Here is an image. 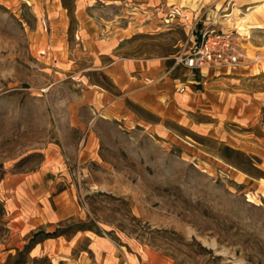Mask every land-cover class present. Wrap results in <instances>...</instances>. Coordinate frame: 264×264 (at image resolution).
<instances>
[{"label":"rangeland","instance_id":"obj_1","mask_svg":"<svg viewBox=\"0 0 264 264\" xmlns=\"http://www.w3.org/2000/svg\"><path fill=\"white\" fill-rule=\"evenodd\" d=\"M204 26L232 31L243 57L200 80L177 59ZM61 34L79 70L103 43L173 79L152 109L86 73L121 105L87 126L82 158L86 132L68 126L63 100L87 87L51 70ZM57 144L71 146L57 186L79 214L68 234L90 230L140 264H264V0H0V264H26L35 241L9 225L4 181Z\"/></svg>","mask_w":264,"mask_h":264},{"label":"crops","instance_id":"obj_2","mask_svg":"<svg viewBox=\"0 0 264 264\" xmlns=\"http://www.w3.org/2000/svg\"><path fill=\"white\" fill-rule=\"evenodd\" d=\"M64 20L63 16L62 21ZM63 36L61 34V38L58 39L60 45L55 46L57 47L55 58L58 63L51 67V70L58 74L69 72L72 79L69 82L87 87L80 96L63 100V105L67 108L65 116L68 126L86 132L85 141L78 152L79 158H82L88 151L91 152L90 147L93 145L87 126L103 119V115L108 117L109 114H120V111H115L120 109L121 105L120 99L115 97L113 99L108 91L92 82L86 73L90 71L102 73L121 94L138 97L139 101L145 97L146 104L151 105L152 109L155 102L159 103L158 99L165 95L162 91L171 87L173 79L165 75L164 62L111 58L113 48L103 43L88 45L86 56L92 58L93 66L83 71L79 70L76 65L71 64V58L68 59L70 64L64 61ZM218 70H212L209 76ZM80 71L81 75H78ZM152 98L157 100L154 101ZM70 149L71 146L68 144L53 145L51 151L45 153L44 162L39 169L31 173L12 175L4 181L2 201L9 225L17 224L20 235L27 237L26 243L35 240L26 264L44 259L48 260V264H140L136 258L128 260L125 257L121 258L111 242L95 237L90 230H75L68 234L67 225L77 221L79 214L68 192L58 191L57 186L69 180L70 165L66 153L71 151Z\"/></svg>","mask_w":264,"mask_h":264},{"label":"built area","instance_id":"obj_3","mask_svg":"<svg viewBox=\"0 0 264 264\" xmlns=\"http://www.w3.org/2000/svg\"><path fill=\"white\" fill-rule=\"evenodd\" d=\"M189 41L188 50L181 54L177 63L200 80L207 79L212 70H235L241 63L242 49L232 31H217L207 26L196 30L193 27Z\"/></svg>","mask_w":264,"mask_h":264}]
</instances>
